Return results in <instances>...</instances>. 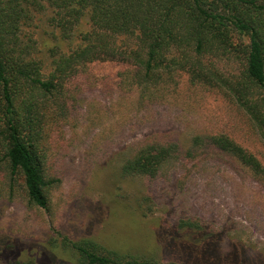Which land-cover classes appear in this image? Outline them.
Listing matches in <instances>:
<instances>
[{"label":"rangeland","instance_id":"obj_1","mask_svg":"<svg viewBox=\"0 0 264 264\" xmlns=\"http://www.w3.org/2000/svg\"><path fill=\"white\" fill-rule=\"evenodd\" d=\"M51 16L50 8L32 14L22 27L44 76L73 45ZM88 28L83 17L79 31ZM214 65L227 78L241 70L232 57ZM130 69L112 59L85 64L45 102L46 208L28 202L20 175H11L0 151V241L7 251L0 264L9 257L52 264L49 253L67 248L65 238H90L151 264H173L183 254L171 252L162 236L179 220L220 233L225 250L242 243L253 264H264V140L249 115L223 90L193 85L180 70L144 98ZM198 135L201 142L229 137L259 162L261 173L209 146L186 155ZM149 142L177 143L182 156L153 176L123 175L125 159ZM178 233L194 240L187 228Z\"/></svg>","mask_w":264,"mask_h":264},{"label":"trees","instance_id":"obj_2","mask_svg":"<svg viewBox=\"0 0 264 264\" xmlns=\"http://www.w3.org/2000/svg\"><path fill=\"white\" fill-rule=\"evenodd\" d=\"M49 8L50 21L73 45L44 76V62L33 57L22 27L32 14ZM83 17L89 28L79 31ZM221 56L241 60L239 75L227 78L220 73L214 61ZM109 59L130 64L129 73L137 77L144 98L150 87L165 85L179 70L193 85L223 90L249 115L264 140V0H0V151L11 175H20L31 205L44 209L48 203L50 183L40 149L45 102L63 90L66 78L79 67ZM192 140L188 156L200 145L209 146L261 173L259 162L229 137L211 135L201 142L198 135ZM180 156L177 143L149 142L125 159L121 172L153 176ZM175 227L162 236L171 252L183 254V260L173 264L254 263L242 243L225 250L218 232L185 220ZM182 228L191 230L194 240H182ZM63 243L67 250L49 253L52 264H151L149 257L122 253L90 238H65ZM2 244L0 255L6 259ZM7 262L38 264L12 257Z\"/></svg>","mask_w":264,"mask_h":264}]
</instances>
